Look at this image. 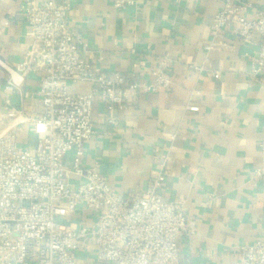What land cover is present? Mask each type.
Masks as SVG:
<instances>
[{"label":"crops","instance_id":"0c3cea01","mask_svg":"<svg viewBox=\"0 0 264 264\" xmlns=\"http://www.w3.org/2000/svg\"><path fill=\"white\" fill-rule=\"evenodd\" d=\"M67 1L66 25L87 43L85 60L148 82L156 61L164 59L171 77L169 90L139 93L126 109L114 108L115 126L95 97L94 133L83 142L82 166L129 197L147 190L164 161L165 179L156 191L181 206L189 223L178 239L177 264H239L241 246L264 241V176H254L264 143V70L253 73L264 39L254 33L242 42L225 30L204 70L197 71L222 0H135L123 9L111 0ZM238 1L246 16L264 8V0ZM24 5L0 0V135L14 129L18 145L32 150L36 138L29 121L41 112V72L31 68L12 91L4 89L5 67L15 70L32 43ZM92 89L89 82L70 84L71 91ZM70 163L68 153V171ZM83 180L70 172L64 178L71 187ZM94 217L80 205L59 220L76 227ZM82 254L77 252L80 264H91Z\"/></svg>","mask_w":264,"mask_h":264},{"label":"built area","instance_id":"2783aa9c","mask_svg":"<svg viewBox=\"0 0 264 264\" xmlns=\"http://www.w3.org/2000/svg\"><path fill=\"white\" fill-rule=\"evenodd\" d=\"M111 2L123 9L135 0ZM69 9L67 0H25L22 13L32 43L15 70L4 66L9 73L5 91H12L29 69L41 72V112L29 121L36 138L32 150L18 145L14 129L0 135V264H80L78 251L92 258L91 264H177L178 239L189 223L181 206L156 191L165 179L164 161L147 190L129 197L81 163L83 142L94 133V98L103 103L107 122L117 125L114 108L126 109L139 93L170 89L166 61H156L148 82L135 74L105 72L82 57L88 45L66 25ZM245 9L238 0H222L210 24L211 39L203 47L204 61L195 70H204L209 51L220 44L225 30L242 42L254 33L264 39V8L252 16ZM253 62V73L264 70V43ZM78 82H89L93 89L71 91L70 84ZM186 109L195 112L198 106ZM259 151L255 177L264 176V143ZM68 153L69 171L64 166ZM67 172L84 180L68 186ZM80 205L95 214L93 221L62 226L59 219ZM239 264H264V241L241 246Z\"/></svg>","mask_w":264,"mask_h":264},{"label":"rangeland","instance_id":"374dc122","mask_svg":"<svg viewBox=\"0 0 264 264\" xmlns=\"http://www.w3.org/2000/svg\"><path fill=\"white\" fill-rule=\"evenodd\" d=\"M59 222H60V224L63 226V223H62L60 220H59ZM82 255H84L83 257H85V258H87V259H92V258H90V257L88 258L85 254H82ZM90 255H92V254H90ZM90 255H89V256H90Z\"/></svg>","mask_w":264,"mask_h":264}]
</instances>
